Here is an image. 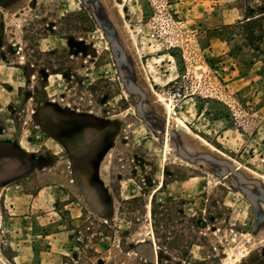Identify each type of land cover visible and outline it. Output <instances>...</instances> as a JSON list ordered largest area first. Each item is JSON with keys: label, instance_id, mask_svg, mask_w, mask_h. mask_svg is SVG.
I'll return each mask as SVG.
<instances>
[{"label": "rangeland", "instance_id": "rangeland-1", "mask_svg": "<svg viewBox=\"0 0 264 264\" xmlns=\"http://www.w3.org/2000/svg\"><path fill=\"white\" fill-rule=\"evenodd\" d=\"M263 105L264 0H0V264H264Z\"/></svg>", "mask_w": 264, "mask_h": 264}, {"label": "built area", "instance_id": "built-area-1", "mask_svg": "<svg viewBox=\"0 0 264 264\" xmlns=\"http://www.w3.org/2000/svg\"><path fill=\"white\" fill-rule=\"evenodd\" d=\"M203 75L200 74L199 77H188L182 76L180 80L176 79L172 81V85L170 86V89L164 96L165 104L168 105L171 109V112L178 113L181 112V110L184 107V102L187 99L194 98L196 92L199 94L201 93L200 85H201V79ZM257 112H253L252 115H255ZM235 115V114H234ZM235 118V116H234Z\"/></svg>", "mask_w": 264, "mask_h": 264}, {"label": "crops", "instance_id": "crops-1", "mask_svg": "<svg viewBox=\"0 0 264 264\" xmlns=\"http://www.w3.org/2000/svg\"><path fill=\"white\" fill-rule=\"evenodd\" d=\"M217 40L220 41L221 44H223V46H224V42L220 38H218ZM218 48H221V49L217 50L216 55H214V56H216V58L223 59L224 57H228L227 50L224 47L218 46ZM224 69H228V67H224ZM236 72H237L236 70L231 69V74H232L231 79H234ZM243 79L244 78L238 77V79L233 80V83H229L227 86L235 89V91L246 89V92L250 93L252 91V89L254 88V86H252L254 84L250 83V81H249L248 85L249 84H252V85L250 87H248L247 83H242ZM189 100H192V99H188L184 103H187ZM252 104H256V103H254V101H253ZM263 107H264V105H263ZM181 113H184V111L182 110ZM229 129H234V128L230 127L222 133L225 134L226 132L229 131Z\"/></svg>", "mask_w": 264, "mask_h": 264}, {"label": "bare ground", "instance_id": "bare-ground-1", "mask_svg": "<svg viewBox=\"0 0 264 264\" xmlns=\"http://www.w3.org/2000/svg\"><path fill=\"white\" fill-rule=\"evenodd\" d=\"M166 107L168 108L167 110H169V112H171V109H170V107L168 106V105H166ZM168 113V112H167ZM169 114V113H168ZM208 145V144H207ZM264 179V178H263ZM234 254V253H233ZM230 256V255H229ZM232 256H234V255H232ZM233 262V261H232Z\"/></svg>", "mask_w": 264, "mask_h": 264}]
</instances>
